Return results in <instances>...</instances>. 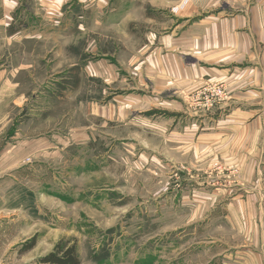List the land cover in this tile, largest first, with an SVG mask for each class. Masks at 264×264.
<instances>
[{"label":"rangeland","instance_id":"rangeland-1","mask_svg":"<svg viewBox=\"0 0 264 264\" xmlns=\"http://www.w3.org/2000/svg\"><path fill=\"white\" fill-rule=\"evenodd\" d=\"M116 5L75 0L54 18L21 9L11 35L0 31V155L27 141L25 159L1 174L0 199L11 188L4 202L18 208L6 219L36 236L31 249L14 247L11 264H41L59 240L75 244L80 264H212L234 250L219 239L212 203L199 221L194 210L236 169L187 174L148 130L154 120L163 129L161 106L118 112L132 92L150 90L133 71L131 25L124 36L113 28Z\"/></svg>","mask_w":264,"mask_h":264},{"label":"crops","instance_id":"crops-1","mask_svg":"<svg viewBox=\"0 0 264 264\" xmlns=\"http://www.w3.org/2000/svg\"><path fill=\"white\" fill-rule=\"evenodd\" d=\"M73 1L0 0V31L11 35L13 17L21 9L54 18ZM77 1L101 7L114 1L122 9L116 10L121 20L113 27L116 34L129 35L131 25L132 50L137 53L133 71L150 93L142 99L132 92L118 112L146 106L142 109L156 114L162 108L168 117L163 129H152L154 120L148 130L163 137L167 155L187 174L194 170L203 179L206 168L214 164L220 167L215 173L236 169L234 182L215 187L205 197L197 192L204 198L196 201L195 220L205 218L204 209L211 202L219 239L235 245L233 252H219L212 264H264V0ZM125 4L132 5L130 12L128 7L124 12ZM209 82L223 83L228 99L198 114L189 107V96ZM13 128L8 124L6 131L15 132ZM2 152L0 177L4 169L11 173V167L25 159L27 141L19 140L14 148L7 144ZM5 195L3 203L0 199V264H11V252L28 232L21 222L15 227L6 219L18 207L6 206ZM22 256L23 262L40 257Z\"/></svg>","mask_w":264,"mask_h":264},{"label":"built area","instance_id":"built-area-1","mask_svg":"<svg viewBox=\"0 0 264 264\" xmlns=\"http://www.w3.org/2000/svg\"><path fill=\"white\" fill-rule=\"evenodd\" d=\"M228 99L226 86L220 82H209L194 90L190 96V106L199 112H209L219 103Z\"/></svg>","mask_w":264,"mask_h":264},{"label":"trees","instance_id":"trees-1","mask_svg":"<svg viewBox=\"0 0 264 264\" xmlns=\"http://www.w3.org/2000/svg\"><path fill=\"white\" fill-rule=\"evenodd\" d=\"M36 243V236H32L20 245L19 252L31 249ZM41 264H80L77 249L74 243L69 244L59 240L53 250L38 260Z\"/></svg>","mask_w":264,"mask_h":264}]
</instances>
